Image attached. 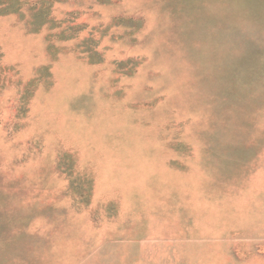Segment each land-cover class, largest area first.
Segmentation results:
<instances>
[{
    "label": "rangeland",
    "instance_id": "rangeland-1",
    "mask_svg": "<svg viewBox=\"0 0 264 264\" xmlns=\"http://www.w3.org/2000/svg\"><path fill=\"white\" fill-rule=\"evenodd\" d=\"M0 264H264V0H0Z\"/></svg>",
    "mask_w": 264,
    "mask_h": 264
}]
</instances>
